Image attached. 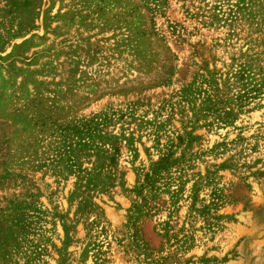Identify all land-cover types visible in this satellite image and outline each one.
Returning a JSON list of instances; mask_svg holds the SVG:
<instances>
[{"label":"rangeland","instance_id":"1","mask_svg":"<svg viewBox=\"0 0 264 264\" xmlns=\"http://www.w3.org/2000/svg\"><path fill=\"white\" fill-rule=\"evenodd\" d=\"M0 264H264V0H0Z\"/></svg>","mask_w":264,"mask_h":264}]
</instances>
